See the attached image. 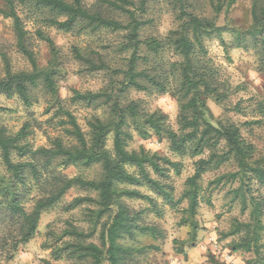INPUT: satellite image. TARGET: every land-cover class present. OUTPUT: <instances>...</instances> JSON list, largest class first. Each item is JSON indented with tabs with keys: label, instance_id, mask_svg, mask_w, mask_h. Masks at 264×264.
<instances>
[{
	"label": "trees",
	"instance_id": "obj_1",
	"mask_svg": "<svg viewBox=\"0 0 264 264\" xmlns=\"http://www.w3.org/2000/svg\"><path fill=\"white\" fill-rule=\"evenodd\" d=\"M148 1L141 0L139 10L144 12ZM237 1L211 0L212 15L206 17L195 13L190 0H172L173 9L178 10L179 26L163 38L150 36L141 39L140 31L145 23L139 20L136 10L129 8L134 5L130 0H96L90 8L83 4V0H5L0 14L12 20L17 49L29 61L32 70L14 72L8 57L3 55L5 68L4 75L0 76V95L8 99L17 97L26 107H31L37 100L35 92L38 89L43 91L51 98L50 108L53 109H48V112L54 110L46 123L52 124L59 134L48 136L49 147L35 149L27 139L32 133L30 128L41 130L42 123H27L16 134L0 126V159L9 174V186L5 187L0 199V251L13 255L20 246L28 244L38 234L42 215L56 207L71 190L79 188L95 193L96 198L87 195L75 199L69 209L95 204L99 208L97 217L113 210L115 214L100 234V246L88 243L90 235L72 228L62 236H68L72 241L65 242L64 246L54 251V256L60 259L64 254L79 264H132L133 249L122 241L134 239L137 233L156 236L158 230L140 225L142 212L130 209L124 199L146 201L157 213L159 209L153 200L136 188L149 189L174 209L187 201L188 217L185 222L196 233L198 226L195 218L204 175L233 162L238 171L222 176L216 184L224 180L227 183L238 182L239 187L233 191L234 197L241 199L243 211L248 208L251 211L249 223L235 226L232 235L237 236L239 241L233 242L232 249L234 252L252 253L257 258L254 264H264L261 253L264 236V158L257 159V148L244 139L236 124L216 119L208 106L209 100L217 104L226 103L231 91L208 55L207 40L221 42L227 54L235 48L253 51L259 71L264 73V0H250L252 23L247 29H227L218 24L221 15L228 13ZM19 8L24 11L26 19L41 20L64 32L128 31L130 46L126 49L131 50V56L126 70L118 71L125 78L120 92L134 90L170 95L178 103L179 131L171 129L168 115L161 111H147L141 102L123 104L120 98L107 93L75 92L74 102L104 105L108 111L107 118L94 117L88 121L89 130L84 131L59 94L57 81L62 74L61 52L50 36L37 30L35 36L48 45L51 53L47 66L40 67ZM116 13L125 16L128 23L124 24L112 16ZM227 32L232 35L231 43L224 38ZM73 52L79 62L87 64L93 71L110 68L105 63L96 65L85 50L76 48ZM3 110L0 108V112ZM233 110L244 113L239 104ZM254 110L263 117L264 102L258 103ZM250 124L259 125L261 120ZM129 128H134L144 140L152 136L167 140L174 154L188 155L193 159L199 157L195 162L194 175L187 179L185 190L177 201L172 189L162 180L168 178L169 168L180 173L181 165L144 148L130 151L129 143L133 136ZM111 134L113 149L109 150L107 142ZM206 152L209 156L202 157ZM72 167H100L101 179L90 181L64 172ZM260 191L261 195H255ZM33 193L37 195L31 199ZM31 201L33 204L28 210L26 205Z\"/></svg>",
	"mask_w": 264,
	"mask_h": 264
},
{
	"label": "rangeland",
	"instance_id": "obj_2",
	"mask_svg": "<svg viewBox=\"0 0 264 264\" xmlns=\"http://www.w3.org/2000/svg\"><path fill=\"white\" fill-rule=\"evenodd\" d=\"M73 1V0H68ZM134 3L131 8L137 11L139 20L145 24L141 29V39L154 36L165 37L170 31L179 26L178 10L173 9L172 0H149L145 5V11L139 10L141 0H130ZM194 5L195 13L209 17L212 15L211 0H190ZM96 0H83L86 7H92ZM5 6V0H0V8ZM19 14L23 17L26 29L29 31L31 48L34 51L40 67H46L51 53L48 45L40 41L35 33L43 31L50 36L61 52L62 74L58 78L57 85L63 104L77 117L84 131L88 132L87 122L94 117L107 118L106 106L87 105L85 102H74L75 92L79 93H107L115 98H120L123 104L131 101L141 102L147 111H161L169 117V125L174 131H179L177 101L168 94L156 92L141 93L129 90L121 93L124 85V75L118 73L126 70L127 62L131 56L128 41L129 32L110 30L64 32L51 27L41 20H28L24 11L19 8ZM120 22L127 24L128 19L119 14H113ZM252 23L251 1L238 0L228 13L221 15L219 26L239 27L247 29ZM228 43L232 42V35L224 33ZM208 55L213 64L219 69L221 79L230 88L229 100L224 104H217L213 100L208 101V106L220 121H231L236 124L244 139L257 148V159L264 158V116L255 112V106L264 102V73L259 71L258 61L253 51L232 49L229 54L216 39L206 41ZM85 50L96 65L105 63L109 70L93 71L91 68L77 60L74 49ZM126 49V50H125ZM3 55L8 57L14 72L31 71L29 61L18 51L16 37L13 30V22L0 14V76L4 75ZM116 71V72H115ZM123 71V70H121ZM36 101L31 107H26L23 102L15 97L8 99L0 95V126L6 128L9 133H18L27 123L33 125L43 124L39 128H30L32 132L27 141L35 148L49 147L48 136H58L59 130L52 124L46 123L54 110L51 98L41 90L35 92ZM50 103V104H49ZM240 105L244 113L233 110ZM50 111V110H49ZM261 120V124L252 125V121ZM59 129V128H58ZM133 138L129 143L130 151H146L166 158L173 163H179L180 173L174 169L168 170V178L163 179L169 189H172L174 200L177 201L185 190V183L195 172V162L198 158L180 156L170 150L167 140L152 136L144 140L134 128H129ZM107 147L113 149V134L108 138ZM209 156L206 152L204 158ZM133 171V170H130ZM238 168L235 163L225 164L219 170L211 171L204 175L201 181L200 205L197 210L195 222L198 226L196 233L185 222L188 213L187 201L182 202L176 209L166 204L156 193L147 188H136L142 194L149 196L159 209V213L150 208V204L142 200L124 199L125 204L136 213L142 212L140 225L153 227L158 230L156 236L137 233L134 239L127 238L122 243L133 249L134 258L132 264H254L257 258L254 254L233 251V242L239 241L233 236L235 226L239 223L250 222V211H243L244 205L240 198L234 197L233 191L239 187V183H227L225 180L219 184L216 181L224 175L235 173ZM70 176H82L86 180H99L102 176L100 167L90 169L69 168L64 171ZM153 177L157 178L154 174ZM9 174L6 172L0 159V199L5 187L8 185ZM124 189H134L131 186H121ZM262 191L255 195H261ZM37 194L33 193L31 199ZM92 196L95 193H87L79 188L71 190L62 201L53 209L44 213L41 217L38 234L28 244L19 247L13 255L10 252L0 251V264H79L75 260L68 259L64 254L60 259L54 256V251L64 246L65 242L72 241L68 236L62 237L65 231L76 228L84 234L91 236L87 241L98 246L101 245L100 234L110 222L115 211L97 217L99 209L95 204H84L76 209H69V205L78 198ZM32 201L26 205L29 210ZM261 253L264 256V236L262 239Z\"/></svg>",
	"mask_w": 264,
	"mask_h": 264
}]
</instances>
